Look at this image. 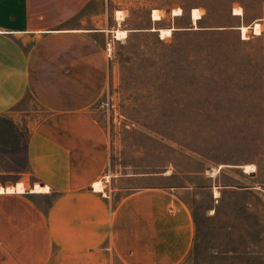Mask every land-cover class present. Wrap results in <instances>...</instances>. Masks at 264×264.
Listing matches in <instances>:
<instances>
[{"label":"crops","instance_id":"0c3cea01","mask_svg":"<svg viewBox=\"0 0 264 264\" xmlns=\"http://www.w3.org/2000/svg\"><path fill=\"white\" fill-rule=\"evenodd\" d=\"M103 4L0 0V123L27 131L0 159V264H188L196 248L194 187L172 171L111 169L92 110L109 83L107 44L129 31L106 24ZM151 19L147 31L165 29Z\"/></svg>","mask_w":264,"mask_h":264},{"label":"rangeland","instance_id":"374dc122","mask_svg":"<svg viewBox=\"0 0 264 264\" xmlns=\"http://www.w3.org/2000/svg\"><path fill=\"white\" fill-rule=\"evenodd\" d=\"M103 5L106 24L116 16L124 21L115 28L129 31L113 38L111 55L106 47L109 83L92 110L108 135L111 169L172 171L173 184L194 187L187 199L198 242L188 264H264V0ZM152 13L171 36L147 31ZM195 26L217 33L186 30ZM26 134L0 123V159L14 157ZM0 167L6 179L10 165Z\"/></svg>","mask_w":264,"mask_h":264},{"label":"bare ground","instance_id":"6f19581e","mask_svg":"<svg viewBox=\"0 0 264 264\" xmlns=\"http://www.w3.org/2000/svg\"><path fill=\"white\" fill-rule=\"evenodd\" d=\"M254 30H255V33L259 34V32H260V24L259 23L254 25ZM159 32H160L161 38H165L167 36H171L172 35V30H170V29H162ZM241 32H242V36H243L244 39H248L249 38V34L250 33H249V28L248 27H242L241 28ZM116 35H117V39L122 40V39L127 38L128 33L126 31H118Z\"/></svg>","mask_w":264,"mask_h":264},{"label":"trees","instance_id":"16d2710c","mask_svg":"<svg viewBox=\"0 0 264 264\" xmlns=\"http://www.w3.org/2000/svg\"><path fill=\"white\" fill-rule=\"evenodd\" d=\"M206 9H207V14H209L210 10L208 8H206ZM203 19H204V17H202L200 20H203ZM200 20H199V22H200ZM190 31L197 32V33L205 35V36L214 35L217 33V32H215L216 30H213L212 28H207V27H202V26H200L198 30H190Z\"/></svg>","mask_w":264,"mask_h":264},{"label":"built area","instance_id":"2783aa9c","mask_svg":"<svg viewBox=\"0 0 264 264\" xmlns=\"http://www.w3.org/2000/svg\"><path fill=\"white\" fill-rule=\"evenodd\" d=\"M107 52H108L109 55H111V53H112V43H108L107 44Z\"/></svg>","mask_w":264,"mask_h":264},{"label":"water","instance_id":"95a60500","mask_svg":"<svg viewBox=\"0 0 264 264\" xmlns=\"http://www.w3.org/2000/svg\"><path fill=\"white\" fill-rule=\"evenodd\" d=\"M193 23L194 24H196L197 22H194L193 21ZM199 28H198V26H195V27H192V28H187L186 30H198ZM240 29V28H239ZM176 30V29H175Z\"/></svg>","mask_w":264,"mask_h":264}]
</instances>
